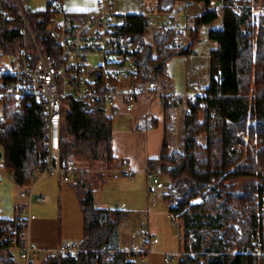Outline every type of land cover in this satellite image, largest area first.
Instances as JSON below:
<instances>
[{"label": "trees", "instance_id": "16d2710c", "mask_svg": "<svg viewBox=\"0 0 264 264\" xmlns=\"http://www.w3.org/2000/svg\"><path fill=\"white\" fill-rule=\"evenodd\" d=\"M177 1L197 2L206 8L195 17L185 46H168L169 31H158L153 44L145 43L148 19L144 14L130 16V31L144 43L139 79L153 78L158 85L164 81L169 60L192 53L204 26L215 25L208 29V36L218 47L211 51L207 97L195 102L185 99L190 112L184 116L183 150L170 149L166 139L161 156L148 160L147 171L171 180L165 199L178 202L174 212L184 224L185 250L195 253L181 257L179 264H264V17L256 28L248 0H240L243 9L239 14L229 7L221 12L208 9L212 0H158V6L170 10ZM0 7L12 11L0 19V45L5 53H18L23 46L22 17L13 0H0ZM41 15L43 20L37 21ZM31 20L40 40L51 49L50 13L47 9L33 11ZM183 102L174 98L163 103L171 109ZM5 115L0 124L4 168L18 185H31L47 153L42 108L35 99L9 96ZM152 121L147 129L157 126L158 121ZM246 130L251 139L247 149L242 134ZM113 131L114 113L104 103L91 109L72 98L67 100L62 110V156L101 170L72 183L84 216L78 258L50 255L42 264H136L125 251H108L109 247L117 249L112 240L131 212L99 207L96 202V191L108 175L104 171L116 161ZM202 135L207 136L205 144L200 141ZM199 196L201 202L191 203ZM4 220L10 219L0 218Z\"/></svg>", "mask_w": 264, "mask_h": 264}, {"label": "built area", "instance_id": "2783aa9c", "mask_svg": "<svg viewBox=\"0 0 264 264\" xmlns=\"http://www.w3.org/2000/svg\"><path fill=\"white\" fill-rule=\"evenodd\" d=\"M13 1L23 20V46L18 53H5L0 45V82L3 84L0 86V124L6 119L7 97L35 99L46 121L44 137L47 153L36 180L29 186L17 184L19 196L27 201V210L21 211L15 219L0 222V264H42L44 258L50 255L77 259L81 251L80 241L72 240L56 249H48L32 241L29 235L30 223L36 217L31 209L32 204L48 201L46 195H35L36 185L42 178L58 176L63 183H74L94 171L78 164L75 158L62 156V110L67 100L72 98L91 109L104 103L108 110L117 109L122 103L127 111H131L142 97L158 98L162 102L176 97L161 92L153 78L139 79L144 43L130 31L131 14L117 12L113 7L114 0H98L94 10L84 13H70L63 9L61 0H52L47 8L50 13L51 49L40 40L21 1ZM179 3L175 2L166 11L160 10L158 3H155L144 14L149 23L145 43L153 44V36L158 31L172 33L168 46L179 47L188 43L195 17L201 12L191 13ZM226 7L236 14L242 12L240 5L229 4L226 0H212L208 9L222 11ZM250 10L258 17L264 15L262 5H252ZM11 15L10 9L0 7V19ZM41 20L42 15L37 17V21ZM207 27L214 29L215 25ZM93 58H97L98 62ZM206 97L207 91L198 89L187 96L192 102ZM201 107H206L204 100ZM111 170L123 176L132 173L128 166ZM9 179L14 181L11 176ZM146 183L147 208L143 220L149 225L157 200L161 197L157 191L160 178L156 173L147 171ZM177 207L175 200L168 204L167 215L173 222L179 221V216L174 212ZM139 237L137 245L120 249L130 254L128 258L132 261L136 260L135 255L143 260L150 258L155 253L153 245L159 242L146 227L140 231ZM185 245L184 238L183 249L178 253H165L164 260L170 261L174 256L183 257L186 254L193 257L195 253L187 252ZM117 250L109 247L108 251L114 254ZM257 253L262 254L259 250Z\"/></svg>", "mask_w": 264, "mask_h": 264}, {"label": "crops", "instance_id": "0c3cea01", "mask_svg": "<svg viewBox=\"0 0 264 264\" xmlns=\"http://www.w3.org/2000/svg\"><path fill=\"white\" fill-rule=\"evenodd\" d=\"M97 1L61 0V5L70 13H84L94 10ZM23 2L33 12L47 9L52 0H23ZM155 3H158V0H114L113 7L119 13L141 15L145 14ZM191 13L196 14L197 12ZM208 29L207 26L202 28L200 38L192 53L178 55L169 60L167 77L159 82L158 89L161 92L184 99L181 105L167 109L158 98L142 97L131 111H127L122 103H119L117 109L108 110L109 113H114L112 147L116 161L112 168L128 166L132 173L129 176L119 175L116 172L108 175L110 178L116 176L118 189L124 193V199H119L116 205L109 204L108 199H102V202H99L96 195L97 190L96 202L99 207L117 208L119 206V209L131 212L129 219L120 225L112 240L113 245L118 246L117 249L137 245L140 239L139 233L145 227L149 228L159 239V242L153 245L155 253L150 258L143 260L138 255L134 256L136 260L133 261L136 264H179L181 259V257L174 256L170 261H165L164 254L178 253L183 249L184 224L182 220L178 221L181 232L175 235V246L170 245L168 236L158 235L160 230L156 218L149 225L143 220L147 208V163L149 159L161 156L166 139L171 141V129L176 124L178 115L182 111L188 112L185 99L192 92L193 87L205 90L211 82V51L218 47V43L209 38ZM152 119H156L158 124L154 128L147 129L153 124ZM0 150H3L1 146ZM9 176L2 158L0 160V181L1 178H6L7 185L0 182V218L15 219L21 211L27 210V201L19 196L18 185L11 181ZM106 177L102 185L106 184ZM167 178L169 181L170 178L168 176ZM157 189L159 190L160 187L158 186ZM35 195H46L48 201L34 202L31 206L32 212L36 215L29 226L32 241L48 249H56L69 241L81 242L83 240L84 216L72 183H63L58 176H46L37 183ZM192 202H200V197L193 199ZM163 205L167 207L166 199H163ZM163 211L156 210L155 213L163 214ZM128 257H131L130 254Z\"/></svg>", "mask_w": 264, "mask_h": 264}, {"label": "rangeland", "instance_id": "374dc122", "mask_svg": "<svg viewBox=\"0 0 264 264\" xmlns=\"http://www.w3.org/2000/svg\"><path fill=\"white\" fill-rule=\"evenodd\" d=\"M20 1H21L22 5L24 6L27 15L31 18L32 11L30 9H28L24 5L23 0H20ZM230 1L231 2L228 1L229 4H238V5L241 6L240 0H230ZM183 3L180 2L178 5H180L181 7H184L185 9H188L189 12L191 11V12H197V13H199V12H202V11H204L206 9L205 8V5L199 4L197 2H191L189 4L188 3L183 4ZM252 5H256V6L257 5H262V7L264 8V2H263V0H248V2H247L248 9H250V7H252ZM241 8H242V6H241ZM250 12H251V10H250ZM263 17H264V15H261V16L258 17L257 15H254L253 13H251V23L256 28H258L259 27V24L261 22V19ZM151 36H152L151 34L148 35L149 38H151ZM92 60L95 61V62H98V59L97 58H93ZM209 85H208V87H209ZM195 88H197V87H193L192 91ZM198 90H204V88L203 89L201 88V89H198ZM186 113H184L183 111L180 112V114L178 115L176 124L173 126V129H171V134H170L171 141L169 142V147L172 150L173 149L179 150V151H182L183 150L182 127L184 125V115ZM242 134H243V137L245 139V148L247 149V147L251 144L249 130H246V131L242 132ZM206 140H207V136L206 135H202L200 137V141L203 144L206 143ZM254 143H257V139L256 138L254 139ZM98 170H101V169H98V168H95L94 169L95 172L98 171ZM110 170H107V171H104V172L106 174L108 173V175H109V173H115L114 171H110ZM108 175L106 177L107 178L106 179L107 180L106 181V184L105 185H101L100 186L101 188L100 189H97L98 191H97V194L96 195L98 197V201L99 202H102L101 201L102 199H108V200H110L108 202L109 204L116 205V203L119 201V199H121V198L124 199L125 198V195H124V193L120 192L119 189H118V181L116 180L117 179L116 176H112L110 178V176H108ZM159 178H160V184H159L160 189L159 190L157 189V191H158V193H160V196L161 197L159 196L160 198L157 200L158 205L154 208V210H153L154 212L151 215V219H150V222L149 223L152 224L153 223V220L156 218V220H157V226H158V228L160 230V232H159L158 235L160 237H165V235L168 236V239H169L168 242L170 243V245L175 246L176 245L175 235H176V233H180L181 232L180 226H179V222L177 221L176 224H175L173 221L170 220V218L167 215L168 205H167V207H165V205H163V199H165V196L168 195V194H166L167 191H168L167 190V187L169 186V184H170L169 181H171V180L168 181V178H167L166 175H161V176H159ZM0 182L5 183V185H7L6 178H1V181ZM138 187H139V185H138ZM14 189H15V187L12 188V192L14 191ZM146 195H147V183H146ZM199 197H200V202H201L202 201V196H199ZM160 202H161V204H159ZM169 203L170 202H168V204ZM192 203H195V202H192ZM156 210H160V211H163L164 210L163 211L164 213L163 214L162 213L156 214L155 213ZM179 221H181L180 218H179ZM115 247L118 248V246H115ZM18 264H24V263L20 262Z\"/></svg>", "mask_w": 264, "mask_h": 264}, {"label": "water", "instance_id": "95a60500", "mask_svg": "<svg viewBox=\"0 0 264 264\" xmlns=\"http://www.w3.org/2000/svg\"><path fill=\"white\" fill-rule=\"evenodd\" d=\"M3 156H4L3 150H0V160L3 158Z\"/></svg>", "mask_w": 264, "mask_h": 264}]
</instances>
